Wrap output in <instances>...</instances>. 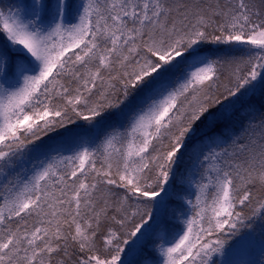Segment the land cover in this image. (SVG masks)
<instances>
[{
	"label": "snow or ice",
	"instance_id": "6c2138e0",
	"mask_svg": "<svg viewBox=\"0 0 264 264\" xmlns=\"http://www.w3.org/2000/svg\"><path fill=\"white\" fill-rule=\"evenodd\" d=\"M0 264H264V0H0Z\"/></svg>",
	"mask_w": 264,
	"mask_h": 264
},
{
	"label": "trees",
	"instance_id": "16d2710c",
	"mask_svg": "<svg viewBox=\"0 0 264 264\" xmlns=\"http://www.w3.org/2000/svg\"><path fill=\"white\" fill-rule=\"evenodd\" d=\"M259 255V245L257 243H253L252 245L248 246L241 254L239 258L242 259H256Z\"/></svg>",
	"mask_w": 264,
	"mask_h": 264
}]
</instances>
